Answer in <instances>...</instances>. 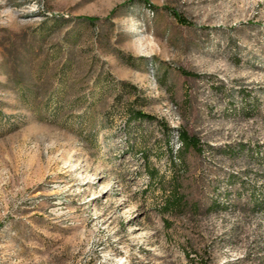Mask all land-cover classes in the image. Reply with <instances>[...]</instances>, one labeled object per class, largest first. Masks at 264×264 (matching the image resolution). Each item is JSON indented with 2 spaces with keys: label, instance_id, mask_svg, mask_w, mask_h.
Here are the masks:
<instances>
[{
  "label": "rangeland",
  "instance_id": "rangeland-1",
  "mask_svg": "<svg viewBox=\"0 0 264 264\" xmlns=\"http://www.w3.org/2000/svg\"><path fill=\"white\" fill-rule=\"evenodd\" d=\"M263 144L264 0H0V264H264Z\"/></svg>",
  "mask_w": 264,
  "mask_h": 264
},
{
  "label": "trees",
  "instance_id": "trees-1",
  "mask_svg": "<svg viewBox=\"0 0 264 264\" xmlns=\"http://www.w3.org/2000/svg\"><path fill=\"white\" fill-rule=\"evenodd\" d=\"M149 6L153 7L150 4ZM173 15L177 18L180 23L187 24L186 19H184L183 17L176 15V13H173ZM180 71L183 75L188 77L197 76L195 73L183 69ZM133 116L137 120H155L153 116L143 113L141 111H133ZM161 128L165 131L168 130L167 126L163 125L162 123ZM178 140L180 143V147L178 149L176 158L172 159V162L175 164L176 161H178L183 166H185L186 155L188 153H193L195 155L203 157L205 156V152L212 150L211 147L208 146L209 149L206 147V145L202 142L201 138H199L197 135L191 134L186 129L179 130ZM226 152H228L232 158L244 155L250 160L254 161L255 165L263 169L261 173H256V175H258L259 177H264V144L254 147L241 145L238 148L233 147L232 149H228ZM249 172L252 171H246L247 174H249ZM151 180H158L160 182L162 180V177L158 178L157 173H151ZM226 181L229 185H232L235 188L233 189L234 194L232 199L229 198L228 195H226V197L228 198L227 200L230 201L227 203L228 206H231L234 210H240L243 212H264V185L259 186L256 182L249 179V177L244 178L234 173H229ZM174 182L175 185L172 187L170 193L166 195L164 205L161 210L162 213L184 210L189 204L183 196V183L180 178L176 177ZM236 184H238V188L236 187ZM190 206L192 209L200 208L198 204L194 202ZM214 206L215 208H220L221 205L220 203H217V201H215L210 208Z\"/></svg>",
  "mask_w": 264,
  "mask_h": 264
}]
</instances>
